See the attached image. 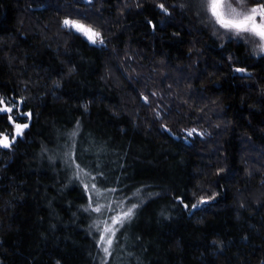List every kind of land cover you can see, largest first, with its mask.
Instances as JSON below:
<instances>
[{"label":"trees","instance_id":"1","mask_svg":"<svg viewBox=\"0 0 264 264\" xmlns=\"http://www.w3.org/2000/svg\"><path fill=\"white\" fill-rule=\"evenodd\" d=\"M78 13L105 46L62 26ZM221 32L200 0H0V97L32 112L0 147V264H264V55ZM73 130L100 188L144 186L109 256L62 160ZM0 131L13 132L6 115ZM213 191L195 215L175 199Z\"/></svg>","mask_w":264,"mask_h":264},{"label":"snow or ice","instance_id":"2","mask_svg":"<svg viewBox=\"0 0 264 264\" xmlns=\"http://www.w3.org/2000/svg\"><path fill=\"white\" fill-rule=\"evenodd\" d=\"M89 4L92 0H87ZM202 10L204 11L206 18L211 22L213 28L217 32H221L222 35H226L231 40L232 37L237 38L241 41H251L255 44L253 52L256 55H264V0H253L249 5L248 0H200ZM181 8H185L188 5L180 4ZM158 7L165 14H170V10L165 6L164 3H160ZM175 7V5H174ZM200 13L198 12L197 15ZM80 18H73L72 16H65L61 23L64 28L79 33L84 36L87 41L96 45L105 46V40L100 31H98L91 23H86L89 17L86 14L78 13ZM151 24L152 22L149 21ZM153 28L155 25L153 24ZM74 68L69 69V73L74 71ZM237 72H247L246 68H236ZM56 87H59V82H54ZM149 95L156 96L158 93L150 92ZM149 95L141 93L142 100L148 102ZM24 97L18 98V103H13L12 98L0 97V119L3 116H7V122L13 127V132L9 134L6 131H0V147L11 148L17 138L24 135V130L30 127V122L26 118L32 116V112L29 110L23 112L20 110L21 105L24 102ZM16 110V116L12 113ZM154 113L157 119L163 120L167 115V110L163 109L162 106H157L154 109ZM19 120H25V122H18ZM79 122H77V128ZM161 128L169 133L171 129L167 124H161ZM187 133V137L193 134H198L203 137L211 135L204 130L190 128L184 130ZM77 135V131L73 130L68 133V141L64 145V152L62 153V160L65 166L73 170V177L79 181V184L84 190V195L87 197L86 205L81 207L85 212L97 213L103 216L104 219H95L89 226L90 234L91 230H95L99 233V239L96 240L97 246L102 248V251L106 256L111 255V249L115 244L118 243L117 233H119L124 226L129 223L136 215V210L144 203V196L141 195V188L134 189L131 194H128L127 186H121V188H105L101 189L98 187V183H105L107 178L103 171H98L99 165L92 171H88L82 166L80 162L83 153L77 155V145L74 139ZM185 137V139H187ZM224 169L217 168L216 173L219 175ZM111 193L117 196L115 201H109L106 204L100 203L101 194ZM158 193L149 192L147 196H157ZM217 193L212 192L210 195L201 194L196 196L193 192L195 202L189 204L185 202L184 196H176L175 199L183 205L185 209H188L192 215H195L194 211L201 209V207L207 204L209 201H213ZM137 198V203H132L131 199ZM102 225V227H101ZM214 244L222 242L213 241ZM59 264V261L57 262Z\"/></svg>","mask_w":264,"mask_h":264},{"label":"rangeland","instance_id":"3","mask_svg":"<svg viewBox=\"0 0 264 264\" xmlns=\"http://www.w3.org/2000/svg\"><path fill=\"white\" fill-rule=\"evenodd\" d=\"M77 34H79V33H77ZM80 35V34H79ZM99 187V186H98ZM102 189V188H101ZM115 201L114 200V196L112 195V194H108V193H103L102 192V194H101V198H100V203L101 204H106V203H108L109 201ZM94 215H93V220H95V219H100V220H103L104 219V217L103 216H100L99 214H97V213H93ZM93 222V221H92ZM101 227H102V225H101ZM95 233H96V238L97 239H99V233L97 232V231H95ZM102 249V248H101ZM104 253V252H103ZM105 254V253H104Z\"/></svg>","mask_w":264,"mask_h":264},{"label":"water","instance_id":"4","mask_svg":"<svg viewBox=\"0 0 264 264\" xmlns=\"http://www.w3.org/2000/svg\"><path fill=\"white\" fill-rule=\"evenodd\" d=\"M82 36V35H81ZM85 40H86V38L84 37V36H82ZM90 44L91 45H94V44H92L91 42H90ZM26 119H28L29 120V122H30V120H31V117L30 118H26Z\"/></svg>","mask_w":264,"mask_h":264}]
</instances>
